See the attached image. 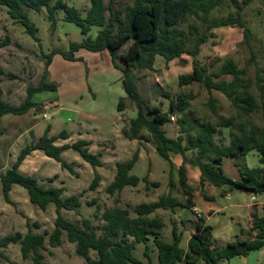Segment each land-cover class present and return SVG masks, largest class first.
<instances>
[{"label": "trees", "instance_id": "trees-1", "mask_svg": "<svg viewBox=\"0 0 264 264\" xmlns=\"http://www.w3.org/2000/svg\"><path fill=\"white\" fill-rule=\"evenodd\" d=\"M226 0H134L132 6L125 9H115V0H90V8L86 15L82 16L75 6L69 5L65 0H0V6L6 7L9 16L22 24L26 32L36 41L38 28L31 22L25 8L41 11L46 8L48 19L52 27L57 24L58 11H64L66 20L76 24L81 33L86 37L81 42H71L69 51L54 49L45 58V71L37 85L27 87V97L19 105L13 106L5 101L4 92L0 86V136L4 134L1 118L7 114L23 115L32 109L40 110V104L33 101V96L42 92L58 91L56 82L48 81V69L55 55L71 62L80 60L76 53L85 49L93 53L108 51L114 68L122 73V87L126 98H120L117 105L119 112H124L128 102H134L137 106V116L129 121L125 129V136L130 140H145L142 132L147 130L150 134L149 141L155 144L156 152L170 164V177L174 165L172 155H181L182 165L178 169L179 185L186 197L185 201L177 198L161 196L156 202L136 206L132 212L128 208L113 207L102 213L105 222L103 232L99 236L91 219L82 218L80 221L71 222L64 218L62 211H73L79 214L82 206L83 195H71L64 198V188L44 187L38 179L20 171V165L24 159L35 150H41L46 156L61 164L62 168L72 174H76L72 164L63 158V152L72 149L80 154L82 159L91 167H101L100 155L92 154L85 140H78L72 145H56L57 139H68L69 133L62 131L58 136H50V127L36 141L25 146L18 155L16 162L4 173H0V183L4 200L14 205L10 199V192L14 184L26 189L29 200L41 211H47L51 205L55 206L56 218L54 229L36 233L34 229H40L37 222L30 223L27 220L28 232L23 234L16 232L0 238V261L6 260L9 264H18L12 261L3 250L9 245L19 244L22 258L31 259L33 264H44L46 240L52 248L63 244V234L67 233L68 242L75 244L76 254L83 258L87 264H144L134 256L137 243H144V256L148 264H152L151 247L148 244L150 238L158 251V264H196L203 260L206 264H219L222 260H230L237 256H246L250 252L258 251L264 247V216L257 211L252 213V226L246 238H236L225 245H216L213 239V228L206 223L204 218L197 220L181 221V226L189 230L191 237L187 248L182 247L183 231L176 225L172 227V241L162 239L164 220L162 217L153 216L158 209H173L185 207L193 209V189L188 184L187 166L200 170V188L205 189L206 183L222 193L234 190L249 192L260 196L264 194V168L259 166L249 168L245 163L246 156L256 151L261 165H264V124L254 125L250 121H242L255 112H261L264 120V78L258 76L256 88L258 95L251 90V82L247 79V69L240 68L233 58H227L222 62L220 69L215 72L200 64L198 59L202 46L210 39L216 37L215 29L223 27H238L243 30V43L249 49L254 58L253 31L244 18V9L254 0H229L235 8V12L225 18H212V12L222 6ZM264 5V0H260ZM108 14V15H107ZM186 17L195 19L188 25L189 34L194 39L190 48L186 46L185 33L180 24ZM92 27L100 30L95 38L90 36ZM128 45L126 52L120 50ZM183 55L192 58V73L179 77V86L183 87L191 83L201 84L209 93L213 90L221 92L236 110V116L222 119L217 122H206L197 131L194 126L182 127L184 130L177 138L168 136L164 128L171 122L170 114L175 111L184 112L188 108V98L178 96L170 103L169 112H163L158 106H152L150 101L143 98L138 88V77L134 70H152L156 58L161 56L166 65L183 60ZM184 63V60L182 61ZM0 74H4L0 69ZM224 76H230L231 79ZM216 79H220L216 81ZM208 106L213 113L217 112V100L210 96ZM183 122H187L185 118ZM220 128L231 130V144L218 146L214 135ZM187 134L188 138L184 135ZM148 141V142H149ZM188 152L194 156L188 157ZM231 158L236 161L239 168V179L234 180L224 171V160ZM139 160L137 150L132 158L116 164L117 174L114 181L107 187L106 192L114 196L125 187H136L142 181L151 185L147 176L140 178L132 175L131 171ZM100 175L95 172L90 185L94 191L99 187ZM159 187V183H152ZM169 185L173 186L170 178ZM228 186V188H224ZM205 199L213 200V197L204 195ZM87 202L92 206L94 203ZM255 232V235L252 233ZM97 254L92 259L91 252Z\"/></svg>", "mask_w": 264, "mask_h": 264}, {"label": "rangeland", "instance_id": "rangeland-1", "mask_svg": "<svg viewBox=\"0 0 264 264\" xmlns=\"http://www.w3.org/2000/svg\"><path fill=\"white\" fill-rule=\"evenodd\" d=\"M54 1L52 0V2ZM65 1L69 5L75 6L82 16L86 15L91 5L90 0ZM106 2H109V0H106ZM238 3L242 4L243 0H238ZM133 4L134 0H115L114 7L115 9H125L127 6H132ZM25 11L31 22L38 28L39 43L26 32V28L22 24L9 16L6 7L0 6V69L4 72V74H0V85H2L5 92L4 99L15 106H19L26 99L27 87L29 85H37L43 76L45 71V58L43 55L50 54L54 49L69 51L71 42H81L86 38L76 24L66 20V15L62 10L57 13V24L55 27H52V23L48 19L46 8H43L39 12L28 8H25ZM234 12V6L229 0H226L222 6L212 12L211 17L221 19ZM244 18L253 31L254 58L246 45L242 44L244 40L243 30L238 27H223L213 31L216 37L210 39L202 46L198 59L200 64L206 67L209 72H215L220 69L225 59L233 58L240 68L247 69L246 77L251 82V90L254 94L258 95V89L256 88L258 82L257 75L259 74V77L264 78V5L262 2L254 0L246 6ZM193 22H195V19L186 17L185 21L179 25L184 30V37L188 48L194 42L188 28V25ZM99 30V27H92L90 36L95 38ZM127 49L128 45H125L120 52L124 53ZM82 53L87 54L90 51L83 49ZM104 53L101 54L102 56H96L97 59L88 57V64L83 62H66L61 56H58L54 69L55 74H57V78H55L57 79L56 83L62 85L61 92L58 94V92L47 91L35 94L33 101L42 105L41 111L14 116V118L20 120H17L16 127L11 128V125H7L10 129H8V134L3 138V149L6 150L11 140L14 139V131H20V128L28 127L35 123L37 125L34 130L36 136H42L48 127L51 128V134L55 136H58L62 131H67L71 136L69 142L77 141L81 134L84 140L92 141V151L95 154L98 153L97 150L102 143L110 146L118 143L117 137L120 135L119 133H123L126 126L125 121L129 124L130 119L137 116L138 109L134 102L129 101L123 114H119L117 111L118 100L121 98L120 96L125 97L126 93L118 77V72L120 71L112 67L109 52L104 51ZM182 59L184 63L182 62L183 60L178 59L171 62L170 65H166L163 60H158L152 70L136 69L133 71L139 78L138 88L141 96L148 99L152 106L160 107L163 112H169L171 101L175 100L178 96L188 98V108L184 112H172L170 116H173L175 120H171L164 127L171 138H177L184 130L182 127L193 125V132H197L206 122L214 123L236 116L237 114L230 101L217 90L209 93L199 83H191L180 87L178 83L179 77L193 71L192 58L188 55H183ZM224 77L231 79L230 76ZM219 80L216 79V81ZM60 96L62 97L61 103L64 106L63 110H60L58 107L55 108L53 105L55 102H59ZM210 96L217 100L216 113H213L208 106ZM46 106L50 108H45ZM44 112L49 114V119L43 120ZM184 118L187 122H183ZM242 121H250L257 126L264 124L262 114L259 111L248 117H243ZM142 135L145 137V140H143L144 143L141 142L139 144V148L140 146L145 147V145H148V153L152 154L154 163L153 183L160 184L161 182L162 186L156 190L153 188L157 187H154L152 183L147 187V184L143 182L141 183L142 190L140 195L137 198L129 200V195L123 194V203L122 197H118L117 194L111 196L106 192L108 179H104V182L101 185L99 184L100 186L96 190H90V185L94 178V174L91 173V166L87 164V168H84L73 163L76 174L68 173L74 178H78V172L81 173V178L77 179V185L72 192L77 191L78 194L83 195L82 206L79 214L63 210L62 214L66 220L76 222L82 218L91 219L96 227L97 234L101 236L103 227L105 226V222L101 216L106 209L119 206L128 208L133 214L134 208L143 204V201L158 199L164 196L169 189L167 188V184L170 178L172 182L179 181V174L175 168L172 169L170 177L168 171L170 169L169 162L156 152L154 142L148 140L150 139V134L147 130H144ZM184 135L188 138L187 134ZM27 137L28 140H31V135ZM214 138L218 146H228L231 144L232 139L231 130L220 128L214 135ZM27 142L25 139H22L20 143L15 144L12 152H20ZM175 156L172 155L173 158ZM191 156L193 157L194 154L188 152V157ZM64 159L67 162L77 159L84 161L80 154L74 150L66 152ZM120 159L122 160L124 157H120ZM50 160L57 164L56 161ZM105 161L106 164L102 173L108 176L115 159L110 155H105ZM228 161V159H225L224 163L229 165ZM256 161H258V156L255 152H250L246 156L245 163L248 167L253 166V163ZM234 162L236 164L235 160ZM257 164L259 165L258 162ZM149 167L150 162L146 159L137 164L136 168L132 170V174L138 177H146ZM162 169H165V172H162ZM18 187L22 188L21 186ZM151 188L154 195L150 192ZM179 188L181 191V187ZM195 189L200 190V186ZM116 197L119 199L117 200ZM249 198V194L245 192L241 194L239 191L234 190L230 200H225L223 197L216 195L215 202L223 206L238 202L242 206L249 202ZM177 199L185 201L184 193L179 192ZM92 201H94L92 206L87 205V202ZM126 201L130 204L125 205ZM5 204L2 184L0 183V238L22 230L23 226L20 228L18 224L19 222L21 223L22 218H25V210L27 211L26 214L29 213L31 215L33 221L41 225L40 229H34V231L43 233L45 230L52 231L54 229L56 218L54 205H51L45 213L39 212L37 214L36 210H33V208L29 210L25 205L19 209L20 211L15 210V207H10L7 210L1 207ZM183 208L185 207L178 208V215L184 218V220L192 218V209ZM10 212L12 216H9ZM230 213H236L241 218L240 222L246 225L248 211L245 207L231 209L225 215L215 216L208 224L215 228L214 238H216V242L219 245H225L235 240V236L240 235L239 229H237V226L230 219ZM4 215L7 217L5 220L2 218ZM172 227L173 223L168 220L162 229L161 237L166 242L172 241ZM148 244L151 247L152 264H158V251L153 243V238H150ZM182 246L185 247L186 242H183ZM75 247V244L68 242L66 232L63 234V244L60 247L52 248L47 238L46 249L42 251L45 255L44 264H87L83 258L76 254ZM144 250L145 244L137 243L134 249V256L144 262V264H148L144 256ZM3 251L12 261L18 264H33L31 259L24 260L22 258L19 244H12ZM91 257L93 260L96 259V252L92 251ZM0 264L9 263L1 259Z\"/></svg>", "mask_w": 264, "mask_h": 264}, {"label": "crops", "instance_id": "crops-1", "mask_svg": "<svg viewBox=\"0 0 264 264\" xmlns=\"http://www.w3.org/2000/svg\"><path fill=\"white\" fill-rule=\"evenodd\" d=\"M82 50L83 49L79 50L76 53V57L79 58L80 60L75 61V62L67 61L65 59L64 60L66 62H71V63L83 62V63L88 64V62H89L88 61V57L89 58H96V56H100L101 54H105L104 52H101V53L90 52V53L85 54V53H82ZM58 56H60V55H55L54 56L52 64L50 65V67L48 69V81H50V82H56L57 81V79H55V78H57V76H56L57 74H55V69H54L55 67L54 66H55V61L57 60L56 58ZM158 60L159 61L163 60L165 62V60L161 56H158L156 58V61H158ZM111 63H112V61H111ZM170 64L171 63H169L168 65H170ZM112 67L114 68L113 64H112ZM114 69L117 70V71H120V70H118L116 68H114ZM118 77H119V80L121 82L122 81V73H121V71L118 72ZM0 86L2 87V85H0ZM2 89H3V87H2ZM61 90H62V85L58 84V91H56V92H58V94H59L61 92ZM3 92H4V89H3ZM120 97L121 98H126V96L125 97L124 96H120ZM61 102H62V97L60 96L59 97V102H55L53 104L54 107L55 108L58 107L60 110H63L64 106H63V103H61ZM8 103L11 104L10 102H8ZM11 105H13V104H11ZM117 105H118V103H117ZM13 106H15V105H13ZM45 108H50V107L46 106ZM37 111H39V110L32 109L28 113H30V112L36 113ZM40 111H41V109H40ZM123 113L124 112H119V114H123ZM14 116H18V115L7 114V115L2 116V118H1L2 127L4 129V134L0 136V173H4L8 168H10L16 162L19 153L24 148L23 147L21 149V147H20V149H21L20 152L16 151L15 153H13L12 152L13 151V147L15 146L16 143H20V141H22V139H25V141H28L27 144H26V146H27L31 142L36 141V140H38L41 137V136H36L34 134L35 127L37 126L36 123H35V124H32L33 126L30 125L28 127L20 128L19 129L20 131H14V134H13L14 135V139L11 140V142L8 145L6 150L3 149V143H4L3 138H4V136H6L8 134V132H9L8 129H10L7 125H11L10 126L11 128L12 127H16L15 124L18 123L17 120H20V119L14 118ZM47 119H49V114L44 112L43 113V120H47ZM98 119H99V117H98ZM125 123H126V126H125V128L123 130V133L122 134L119 133L120 135L117 137L118 143H115V144H113L111 146L107 145L105 143H102L100 145V147L98 148V150H97L98 153H96V154L93 153V151H92V141H88L90 143V145L88 146L89 151L92 154L100 155V160L102 161V166L101 167H96V168L91 167V173L92 174L95 175V172H97L100 175V178H101L100 185L102 184V182H104L103 181L104 179H108V181H107V187H108L114 181L115 176L117 174L116 164L118 162H125V161L130 160L132 158L133 154L137 150L139 151V160L137 161V163H136L134 168H136L138 163H141L142 161L147 159L150 162V167L148 169V173H147L146 176H147V178H148L150 183L154 182V180L152 178L153 172H154V169H153L154 163H153V160H152V154L148 153V151H149L148 150V145H145V147L140 146V148H139V144L141 142H143V140L139 141V140H130V139H128L125 136V129L128 127V124H127L126 121H125ZM95 130L97 131V129H95ZM143 132H142V134H143ZM51 133L52 132H51V128H50V132H49L50 136H55V135H52ZM28 135H31V140H28V137H27ZM79 136H80V138L78 140H84V138H83V136L81 134ZM70 138H71V136L69 134V138L68 139L60 138V139H57L55 143L58 146L72 145L76 141L75 142H69ZM85 141H87V140H85ZM71 150L72 149L65 150L63 152V158H64L65 153L68 152V151H71ZM252 152H255L257 154L258 161L254 162L253 166H251L249 168H255V167H259V166L264 168V165H261V163H260L258 153L256 151H252ZM105 155H110V156L114 157V159H115L114 164L110 168L111 171L109 172L108 176H105L102 173V170L105 168V164H106ZM120 157H124V159L121 160ZM50 159H52V158L46 156L43 151L35 150L29 156H27L24 159V161L20 165V171L23 172L24 174H27V175L35 177L36 179H38L40 184L42 186L46 187V188H48V187L64 188L65 189L64 190V194H63L64 198L69 197L71 195H81V194H78L77 191L72 192V190H74L76 185H77V183H76L77 179L81 178V173L78 172L79 173L78 178H76V177L74 178L71 174L68 173L69 172L68 170L62 168L60 163H58L56 161L57 162V164H56V163L52 162ZM227 159L229 160L228 163H230V164L226 165L224 163V171H225V173L227 174L228 177H230V178H232L234 180L239 179L240 173H239L238 166L235 164L233 159H231V158H227ZM52 160H54V159H52ZM171 161H172V163L174 165V168L178 172V169L180 168V166L182 165V162H183L182 156L181 155H176L174 158L171 156ZM85 162L86 161H81L79 159H77L75 161L74 160L73 161L72 160L68 161V163H70L72 165H73V163H75L78 166L87 168V166H88L87 164L88 163L87 162L85 163ZM257 162L259 163V165L257 164ZM169 168H170V164H169ZM166 171H167V169H166ZM168 171L170 173V169H168ZM162 172H165V169H162ZM131 174H132V171H131ZM187 177H188V184L190 185V187L194 191L193 192L194 193L193 201L195 203V207L191 210L192 211L191 214H192L193 217L192 218H187V219L184 220V218H182L180 215H178L179 213H177L179 211L178 210L179 207H175L173 209H158L153 214V216H159V217L163 218L164 227L166 225V222L168 220H170L173 223V225H176L179 228L180 231H183L182 243L186 242V246L185 247L182 246V247L187 248L188 241H189V239L191 237V233H190L189 230H186V229H184V227L181 226V221L197 220L198 219V215H200V217L204 218L206 220V223L208 224V222L211 219H214L215 216H218V215H221V214L225 215V213L227 214L231 209H241V207H245L247 209V211H248V219L246 220V225H243L240 222L241 218L238 215H236V213H230L231 221L237 226V229H239V231H240V235L239 236L238 235L235 236V239H236V238H246L247 237L248 232H249V230H250V228L252 226V213L254 211H257L260 216H264V194L260 195V196H256L255 194H252V193H249V192H245V193L250 195L249 202L247 204L241 206V204L237 202L235 204L223 206V205L217 204L215 202L216 195H219L220 197H223L225 200H230L231 197H232V194L234 193V191L221 194L222 190L217 189L214 186L209 185L208 183H206V186H205V189H204L205 191L202 190L201 188H200V190L195 189L200 184V170L198 168L190 167L189 165L187 166ZM140 178L142 179L144 177H140ZM141 183H143V182L141 181L138 184V186H136V187H133V186L125 187L120 193L117 194V196L120 197V198L122 197L123 203H124L123 196H122L123 194L129 195V200L137 198L140 195L141 190H142L141 189L142 188ZM172 184H173V186H170L169 182H168L167 188H169V189L166 192L165 196L171 195L174 198H178V193L179 192H183L182 190L180 191L179 181H177V182L173 181ZM18 186L19 185L14 184L13 187H12V190L10 192V195H9L10 199L14 203V205L9 204V203H7L5 201L6 204L2 205L1 207H4L7 210H9L10 207H13V208L15 207L16 208L15 210L20 211L19 209L21 207H23V205H25L26 207H28L29 210H32V208H33V210H36L37 214L39 212H44V213L46 212V211H41L37 206L32 204L30 202V200H29V196H28V193L26 192V189L23 188V187H22L23 189L19 188ZM160 186H162L161 182H160ZM144 187H145V185H144ZM159 187L153 188V189L157 190ZM236 191H238V190H236ZM150 192L153 194L152 188H151ZM239 192L241 194H243L244 191H239ZM204 195H206L208 197H213L214 199L213 200L205 199ZM118 197H116L117 200L119 199ZM254 197H256L255 200L253 199ZM158 199H152V200H149V201H143V204L154 203ZM185 199H186V197H185ZM81 201H82V198H81ZM126 204H130V203H128V201H126L125 205ZM183 209H185V208H183ZM26 212L27 211L25 210V213H24L25 218H22L21 223L19 222V224H18L20 228H22V226H23V228H22V230L16 231V232H21L23 234H26L28 232V228H27V224H26L27 220H29L30 223H34L35 222V221L32 220L31 215H29V213L26 214ZM9 216H12L11 212L9 213ZM2 218H4V220H5L7 217L4 215V216H2ZM208 225H210V224H208ZM212 228H213V239H214V242H215L216 245H219L216 242V238H214L215 228L214 227H212ZM34 232L40 233L39 231H34ZM252 234L255 235V232H253ZM182 243H181V245H182ZM9 247H10V245L7 248H9ZM252 253H254V254H252ZM196 264H206V263L203 260H198ZM219 264H264V247L261 248L258 251L250 252L246 256H237V257L232 258L230 260H222Z\"/></svg>", "mask_w": 264, "mask_h": 264}, {"label": "built area", "instance_id": "built-area-1", "mask_svg": "<svg viewBox=\"0 0 264 264\" xmlns=\"http://www.w3.org/2000/svg\"><path fill=\"white\" fill-rule=\"evenodd\" d=\"M171 120H172V121H174V120H175L173 116H171ZM253 199L255 200V199H256V197H254ZM199 217H200V215H198V218H199Z\"/></svg>", "mask_w": 264, "mask_h": 264}, {"label": "water", "instance_id": "water-1", "mask_svg": "<svg viewBox=\"0 0 264 264\" xmlns=\"http://www.w3.org/2000/svg\"><path fill=\"white\" fill-rule=\"evenodd\" d=\"M224 188H228V186H225ZM220 190H222V189H220Z\"/></svg>", "mask_w": 264, "mask_h": 264}]
</instances>
